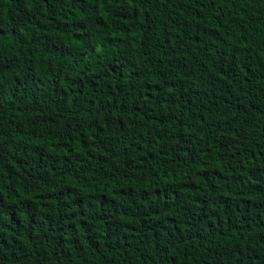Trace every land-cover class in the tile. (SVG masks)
I'll list each match as a JSON object with an SVG mask.
<instances>
[{
	"label": "trees",
	"instance_id": "1",
	"mask_svg": "<svg viewBox=\"0 0 264 264\" xmlns=\"http://www.w3.org/2000/svg\"><path fill=\"white\" fill-rule=\"evenodd\" d=\"M0 264H264V0H0Z\"/></svg>",
	"mask_w": 264,
	"mask_h": 264
}]
</instances>
